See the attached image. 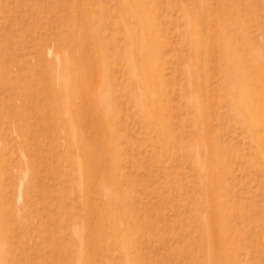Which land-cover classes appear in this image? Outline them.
I'll use <instances>...</instances> for the list:
<instances>
[{
    "label": "rangeland",
    "instance_id": "1",
    "mask_svg": "<svg viewBox=\"0 0 264 264\" xmlns=\"http://www.w3.org/2000/svg\"><path fill=\"white\" fill-rule=\"evenodd\" d=\"M142 2L0 0L5 264H264V0Z\"/></svg>",
    "mask_w": 264,
    "mask_h": 264
},
{
    "label": "bare ground",
    "instance_id": "2",
    "mask_svg": "<svg viewBox=\"0 0 264 264\" xmlns=\"http://www.w3.org/2000/svg\"><path fill=\"white\" fill-rule=\"evenodd\" d=\"M135 2V4H134ZM122 3H123V9L125 11V14L127 16V18L129 20L133 19L135 21H138V22H141L144 21L142 19V15L140 14V9H141V6L143 4L142 0H122ZM123 11V10H122ZM83 22V21H82ZM87 27H84V29H82V34H86L83 41H82V45H83V51L85 52V54H90L92 55L93 57H95V60L96 62L101 65L102 64V60L104 61L103 58H105V54H103L104 52L100 50V48L96 45V41L94 42H91L90 41V37L88 36L87 33H89V28H88V25L85 24ZM145 26V25H144ZM91 33H93L91 31ZM92 35H95L92 34ZM83 37V36H82ZM95 38H93L94 40ZM143 40H144V37H143ZM227 48V47H226ZM146 49V48H145ZM148 49V48H147ZM145 52V51H144ZM85 54H83V57L80 58V63L79 64H83L85 61H86V57H85ZM143 55V54H142ZM146 56V55H145ZM103 57V58H102ZM229 58V57H228ZM143 59H145L143 57ZM87 62V61H86ZM78 63V62H77ZM95 63V62H94ZM243 62H240L239 63V69H240V73H241V78L240 80H238V89L237 91H234L232 94H233V97L236 101H238L239 103V107H237L235 109V112L240 116V117H243V118H246L248 119L250 122L252 121L253 122V119H254V116L255 114L262 112V110L260 111L258 108H256L255 106H253V101H252V95H250V93L248 92V88H247V85H248V82L250 81V77L247 79L248 75V71L247 69H245L243 67ZM236 66V65H235ZM238 67V66H237ZM81 71H80V76L81 77V80L79 77H77V80H70V79H65L63 80V84L61 86V98L62 99H65L67 101H69V97L70 95H68V93L71 92V90H69V86L71 85V87H75V86H72L73 84H76L78 82H81L83 80H85L86 78H88L90 76V73H91V70L89 69V67L85 66V67H81ZM88 68V69H87ZM100 69V68H99ZM102 71V69L100 70ZM146 73L142 74L145 75ZM145 77V76H144ZM143 77V78H144ZM258 77V76H257ZM261 78V77H260ZM260 78H256V79H259L260 80H263V79H260ZM145 80V79H144ZM71 83V84H70ZM143 83V82H142ZM73 91V90H72ZM73 94V93H72ZM87 96V95H85ZM88 100H90V97L87 98ZM70 103V102H69ZM99 105V104H98ZM141 105V104H140ZM138 104V106H140ZM68 103H64L62 104L60 107H61V111L63 114H68V109H71L68 108ZM140 108V107H139ZM97 111H102V108L101 106H97L96 104V108H95ZM262 109V108H261ZM264 111V110H263ZM71 113V112H70ZM251 118V119H250ZM206 139V138H205ZM207 141V139H206ZM205 141V142H206ZM204 143V142H203ZM94 240V239H93ZM0 264H5L3 259L1 258L0 256Z\"/></svg>",
    "mask_w": 264,
    "mask_h": 264
}]
</instances>
